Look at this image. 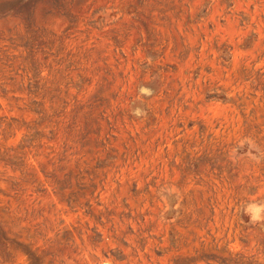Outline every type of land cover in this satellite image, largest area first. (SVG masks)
<instances>
[{
	"label": "rangeland",
	"instance_id": "374dc122",
	"mask_svg": "<svg viewBox=\"0 0 264 264\" xmlns=\"http://www.w3.org/2000/svg\"><path fill=\"white\" fill-rule=\"evenodd\" d=\"M0 264H264V0H0Z\"/></svg>",
	"mask_w": 264,
	"mask_h": 264
}]
</instances>
